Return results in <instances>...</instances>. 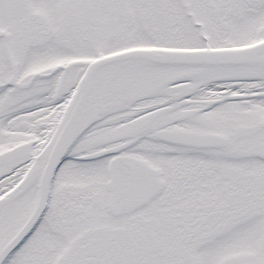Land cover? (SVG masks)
I'll return each instance as SVG.
<instances>
[{
  "label": "snow or ice",
  "instance_id": "1",
  "mask_svg": "<svg viewBox=\"0 0 264 264\" xmlns=\"http://www.w3.org/2000/svg\"><path fill=\"white\" fill-rule=\"evenodd\" d=\"M0 264H264V0H0Z\"/></svg>",
  "mask_w": 264,
  "mask_h": 264
}]
</instances>
